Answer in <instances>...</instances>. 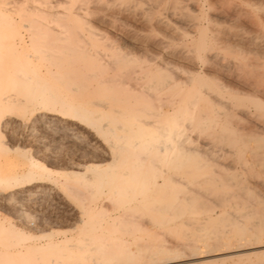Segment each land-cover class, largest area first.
Here are the masks:
<instances>
[{"label": "bare ground", "instance_id": "1", "mask_svg": "<svg viewBox=\"0 0 264 264\" xmlns=\"http://www.w3.org/2000/svg\"><path fill=\"white\" fill-rule=\"evenodd\" d=\"M0 2H3L6 5H10V4L13 5L12 3L15 2V0H0ZM39 2L41 3L42 1ZM19 6L20 5H18V7ZM30 7L31 8L24 9L26 11V16L29 18L28 19L29 44H31V38L34 36L37 39L38 47H51V48L60 49L63 50L65 54L63 56L55 57L51 60H39L37 62H34L32 68L25 72L26 80L24 82V89L27 95V99L24 100V105H28L33 101H38L40 98H44L47 96L55 97L54 106L58 105L60 108H64L65 106H67L68 109L67 114L69 116L76 115L79 119H82L84 121V124L82 125L83 127H87L88 129L94 130L97 134L101 135L107 143L108 141H110L112 146L110 147L108 143V147H106L108 149L107 150L105 149L106 152L105 151L103 152L104 159L102 158L101 161L92 162V163L90 162L87 164L86 163L79 164L76 161L78 164L75 163L76 165L73 166L71 165L72 167L67 164L70 170H67L66 167L65 168L63 167L66 170H62L63 168H61L62 171L60 170L54 171L53 169L51 170L50 168H48L50 166L47 167L46 165H44L43 161H42L43 163L39 162L38 159L32 157L33 155L28 156L26 163L22 164L16 162L12 158V156L9 155V153L11 151H13V153L14 151L17 152L19 151L21 152V155L25 156L26 150H23V146H22V150H20L18 146L12 147L11 149H9L8 147L0 148V181H5V182L9 180L18 181L22 186L25 185L28 186L33 183H41L42 185V183L43 182L45 183V181H47L48 179L53 180L52 173H57L56 175H58V177L54 178V181L60 183L58 185L61 186L63 185L62 187L64 189L66 187L68 188V190L74 193L75 198H78V200L80 201L81 207L83 205L84 208L88 210V223L86 225V228L88 230L85 228V230H87V233H85V235L84 234L80 235V237L77 236V238H79L77 242L69 245H65V243H67L70 238L64 237L60 240L54 239V237L51 238L50 233L52 234V231L49 232L48 234H42V235L40 234L39 236H35L31 234V236L34 238L29 239L27 241H18L13 239L11 240L10 243H6L9 240V236H8L9 229H5L3 225H0V259H7V258L17 259V258H21V254H23V258L38 260L40 261V264H48V262L50 261H55L56 264H75V262L78 259L83 258L82 254L81 256H78L79 251L77 253L78 257H76L75 254L76 250L73 251L72 253L69 252L66 254L64 253L66 250L63 252V254H61L62 252L59 251L61 249L64 250V248L67 247H74L80 249L82 243V237L87 236L98 244L110 245V250L112 253L116 255V258H122L128 261L134 260L135 254L132 253L126 247L125 241L124 243L122 242L123 244H125V248L122 247V251H120L121 249L117 250L119 249V244H117L118 248L116 249L117 246L115 243H114L115 245L113 244L112 242L113 239L110 238L111 239L110 241L112 243L107 241L106 239L107 237L109 238L110 234L106 237L107 235L106 232L104 237V235H102V232H99L101 227H103L102 226L103 224H101V215L100 212L96 210L95 208L96 206L94 207L92 203L101 194H107L108 195L107 199L109 200L111 199V201H113L114 204L117 205L118 208H120V210L128 209L132 211L137 207L148 208L152 204V201L149 198L150 196L148 194L149 191H151L152 188L153 189L155 188L159 192L161 190L160 188L162 186L163 179H165L164 176L161 175L160 179L157 180L156 169L153 167L152 162L154 159H156L159 156L158 149L161 143L166 144L167 138L170 137L173 133V126L170 122V118L168 115L170 108L186 107L189 103H192L193 112L197 114L198 118H202L200 122L207 127L209 125L210 120L212 119V117L210 116V111H212L211 110L212 107H210L212 101L210 100L208 93L209 90L211 89L214 90V88H216L215 87L216 84L214 83L212 76L209 75L207 80L203 82H198L192 85L190 90L178 94L172 92L170 88L165 87V82L160 78L159 75L151 73L150 69L141 68L139 72L133 71L131 72V74L122 72L121 68L123 67V57L128 55L130 52L133 55H136L134 51L124 50L123 46L116 45L114 42L105 41L103 39V36L100 35V33L91 29L90 26L85 24V22L74 16L70 17L69 15L65 16L53 12L51 10L52 6L50 3L45 2L46 9L43 10L42 9L36 10L33 9L32 6ZM4 12L2 7L0 6V36H7L11 33H14L18 31L20 27L18 25L20 20L17 22L18 23L17 24L15 19H13L11 15H9V13H4ZM42 18H44V20H42ZM202 36L205 40L209 39L206 36V33H204ZM200 37L201 36L198 37L197 35V38L195 39L198 40ZM227 38L228 37H224L223 40ZM247 43L246 45L248 46ZM235 50L237 51L239 49L235 47ZM256 51H258V49ZM247 53L250 52L247 51ZM113 68H115L116 71H113ZM233 68H235V63L233 65ZM225 69L226 68H224V72ZM216 73L213 74H215L216 76ZM18 101H19V97L9 96L7 92H5L2 96H0V104H13L14 106H16L18 105ZM162 102H163V113H161ZM24 105H19V106L22 108ZM258 105L261 104L255 102V106ZM40 120L45 122L46 116H42ZM211 122H212L211 124H213V121ZM184 143L186 147L192 148L191 145L188 146L186 144V141ZM258 146L264 148V145H261L259 142H258ZM195 149L197 150L195 153H192L187 156L179 152H168L166 157V163L173 162L174 168H179V169L184 166L192 168V170L194 171V175L200 178V182L196 185L197 189H202L205 192H207L209 189H211L210 185L218 181H216V178L212 179V177L208 175L209 170L213 165V164L211 165V162L208 159L210 156L208 155L209 157H207V153L203 151L202 148L201 150L197 148ZM86 150L88 151V149ZM100 155L101 154H99V156ZM252 158L251 160H254ZM72 162L73 160L71 161V163ZM254 164L255 163H252V165ZM214 177L215 176H213V178ZM165 180L166 181L168 180L169 182L172 183L177 182V180L173 181L171 176ZM234 184L237 183L235 182ZM243 188L244 186L239 188L240 191H237V195L240 197V200L242 199L241 202L247 196V192L244 191ZM170 189H171V185H170ZM175 191H171V192H175ZM171 192L169 193L172 195ZM191 194L192 193H190V196ZM190 196L188 195L187 197L185 196L182 197L185 199V201L186 200L190 201L191 200V199L189 200ZM176 198L177 197H171L165 203L157 204L158 211H161L165 215V213L169 210V208L172 206L174 201L178 200ZM184 202H182L181 204H183ZM178 203L176 202L177 205ZM187 203L189 204V202ZM177 205H175V207ZM179 205L177 206L178 209L174 208V211L177 210V212H180L179 214L182 215V212L185 211L184 209L182 211H179V207L181 206ZM180 208L182 209V207ZM157 209L152 208L151 211ZM170 213L171 212H169V214ZM172 213L168 215L171 216ZM117 215L114 217L110 216L109 218L108 223L109 226H113L112 228H114V225L117 226L116 219L117 220L120 219L117 218L119 217V215L118 216ZM155 220H157L159 224H162L161 222H163L162 218ZM193 220L194 219H192V221ZM212 221L214 223L216 222L212 220L211 217H207V218L198 217L197 223L194 225L198 226L199 223L204 224V223H210ZM164 226H168V225H164ZM210 228L212 229L211 226ZM110 229L111 228H109V230ZM201 229H203L202 225L200 228H198V230ZM186 233H188V231H186ZM186 233L184 232V234ZM188 234L186 235L187 237L185 235L183 236L188 239L189 236ZM45 236H47V238H45L43 242L40 241L38 242V240L37 242H35V239H41V237L43 238ZM103 237L105 238V241H102ZM192 239L190 238L187 241H193L194 239L193 240ZM186 243L189 244L188 242ZM194 244L196 243L194 242ZM182 246L185 249L187 247L185 245ZM189 246H192V243L191 245L190 244L188 245V248ZM144 247H146V245ZM198 247L194 246V248H198ZM148 248H150V246H147L145 250H147ZM162 252L164 253L165 251L161 246H159L153 250L150 256H155L157 254H161ZM136 253L138 254L140 252L136 251ZM218 254L220 255V252ZM61 257H66V260L64 259L61 260L60 259ZM109 258H112V256H109ZM89 259H91V257H89Z\"/></svg>", "mask_w": 264, "mask_h": 264}, {"label": "snow or ice", "instance_id": "2", "mask_svg": "<svg viewBox=\"0 0 264 264\" xmlns=\"http://www.w3.org/2000/svg\"><path fill=\"white\" fill-rule=\"evenodd\" d=\"M89 8H97L98 11L119 19L120 14L135 13L138 18L142 17L143 26L131 35L136 40L135 52L123 57L122 72L131 74L139 72L141 68L150 69L157 74L174 93H183L191 89L192 85L203 82L213 75L208 65L215 56L209 54L213 45L205 40L203 36L193 40L197 33L189 29L187 32L172 30L168 32H157L149 26L152 17L148 14L154 6L149 5L146 0H101L99 5L89 4ZM214 6L216 10L230 12L243 20L248 39L254 46H258V63L249 59L245 52H237L229 49L235 62L232 79L228 80L222 76L225 84L230 85L236 95L247 94L249 97L260 95L264 99V0H211L204 3L200 10L193 8L197 15L210 11ZM10 7V6H9ZM21 7L28 8L25 4ZM67 7V6H66ZM236 27V25H234ZM29 30L28 22L22 21L19 30L7 36H0V96L5 92L9 96H19L18 105L0 104V148L15 146L16 138L25 136L30 140L29 144L22 145L25 150L31 149L34 155L37 151L50 150L57 155V159L64 162L71 160L74 153L83 150L87 146L81 133L84 128L82 119L76 115L69 116L67 106L60 108L54 106L55 97L47 96L24 105L26 80L25 72L32 68L34 62L39 60H51L63 56V50L51 47H38L36 37L28 42L26 33ZM257 48L254 47L253 51ZM113 71H116L113 68ZM223 88L224 85L222 84ZM239 90V91H236ZM19 105H24L22 108ZM193 105L189 103L186 107L170 108L169 118L173 126V133L167 138V143L159 146V156L153 160L156 169L157 180L161 175L165 179L176 177L170 172V166L165 167L168 152H179L184 155L195 153V148H188L185 141L197 137L207 139V127L200 122L193 112ZM260 111L264 113V104ZM163 113V102L161 105ZM42 116H46L43 124H37ZM76 121V123H72ZM33 125H37L33 130ZM27 129V132H25ZM179 137V138H178ZM255 134L248 133L242 129L236 133L233 143L226 147L235 159V164L229 165L244 173L245 182L243 190L247 192L246 198L240 202L237 195V185L228 184L218 188L215 192L209 189L205 192L197 189L196 185L200 178L190 175V180L178 181L183 191L193 193L189 201L188 212L193 217H211L217 222V227L210 230L209 242L217 249H237L250 254L240 261L232 264H264V157L260 160L261 190L256 191L247 185L250 168L255 165L246 164V152L243 143L255 140ZM259 143L264 145V125L261 126ZM111 147V142L108 141ZM58 166V165H57ZM31 193V194H30ZM62 195L65 199L69 196L66 192ZM79 207V205H76ZM81 213L79 227L86 228L88 223V210L79 207ZM62 215V209L55 198H49L44 193H37L35 189L22 186L18 181H0V225L9 229V240L27 241L33 239L31 233L37 231L35 225L49 222L52 227L58 226L55 221ZM142 223L158 226L152 216H145ZM220 225H223L221 228ZM74 231L78 229H73ZM47 232V229H41ZM214 237V239H213ZM186 249L182 245L174 246L173 255L179 257L174 264H195L193 261L185 262L183 256ZM82 259L75 264H140V262L128 261L116 258L111 252L110 245L98 244L87 236L82 237L80 247ZM258 253V256H252ZM199 252L191 255L197 256ZM112 256V258H109ZM91 257V259H89ZM0 264H40L38 260L28 258L0 259ZM48 264H56L50 261ZM168 264V262H166Z\"/></svg>", "mask_w": 264, "mask_h": 264}, {"label": "rangeland", "instance_id": "3", "mask_svg": "<svg viewBox=\"0 0 264 264\" xmlns=\"http://www.w3.org/2000/svg\"><path fill=\"white\" fill-rule=\"evenodd\" d=\"M37 1L38 2L42 1L43 5H42V2L38 3ZM15 2L12 3L13 5H11V4L6 5L5 3L0 2V6L3 9V12L5 11L4 13H9V15H11V17L13 19H15L16 23L20 20L19 24L17 23L19 26L22 23L21 21H27L28 22V19H29L26 16V11L24 10L25 8L21 7L22 5L27 4V5H29L28 8H31L30 6H32L33 9H36V10L42 9L43 10V9H46L45 2H47V3L51 4V6H52L51 10L53 12H56L60 15H65V16L69 15L70 17L74 16V17L82 20L83 22H85V24L90 26L91 29L100 33V35L103 36V39L105 41L114 42L116 45L123 46L124 50H130V51H134V52H135V50L133 48H135V46H136V40L133 39L131 33L138 31L143 26L142 17L138 18L135 13H133V14L117 13V15H119V17H120L119 19H117L116 16H110L106 13H102V12L98 11L97 8H89L87 6L89 4L99 5L101 3V0H95V1L94 0H82V1L81 0H23V1L22 0L21 1L15 0ZM146 2L149 5L154 6V8L152 10H150V12L148 13L152 17L151 21L149 22V26L151 28H153V30H155L157 32H168V31H172V30H180L183 32H187L189 29H191L193 32L197 33L198 37L203 35L204 33H206V36L209 38L207 41H209L213 45L210 53L212 54V52H213L216 55L213 56L214 60L212 59V61L210 62L208 67H209L210 71H213L212 73H216V72L217 73H216V76H215V74L210 75V76H212L214 83L216 84L215 85L216 88H214V90L213 89L209 90L210 94L208 93V96H209V98L213 104L211 103V106H210V107H212L211 108L212 111H210V116L212 117V119L210 120L209 125L207 126L208 127L207 128V139H201V138L197 137L195 139L190 138L191 143L189 141H186V144L188 146L191 145L192 148H197L200 150L202 148L203 151H205L207 153V157L210 156L208 159L211 162V165L212 164L213 165L211 166V169L209 170L208 175L210 177H212V179L216 178V181H218V182L212 183V185H210L211 190L213 189V192H215L216 190H218V188L221 185L223 186L226 184H234L235 182L237 183L236 184L237 186L239 185L238 186L239 188L243 187L245 185V182L243 181L244 173L238 171V168L234 169L232 167H229V165L235 164V159L232 155L229 154V152L225 151V148L231 146V144H232L231 142H233V140L236 136V133L238 131H240L242 129H246L248 131V133L255 134V136L257 137V139L250 140L249 142L243 143V145H242L243 149L246 152V159H245L246 164L252 165V163H255L254 169L250 168V173L252 171H254L255 176L254 177L251 175L249 176V178L247 180V185L251 188H254L256 191H260L261 190V183H262L261 175H260V160H261L262 156L264 157V148L258 146V142H259L258 138L261 135V126L264 125V113H262L260 111L261 105L264 104V99H262L260 95H256L255 97H249V96H247V94L236 95L233 93V90L231 89L230 85L225 84L224 80L221 79L222 76H226L228 78V80H231L233 78L232 73H233V69H234L233 65L235 62L233 60L232 54L228 53L229 49H235V47H236L239 49V50H237V52H246V55L248 57H250L249 59L253 60L254 62H258L259 51H253V48L256 47L258 49V46H254L251 43V41H249V39L246 35V30L244 28L243 20L238 19V16H235V15L231 14L230 12L218 11V10H216V8L214 6H212L210 8V11L203 13L202 15H197L193 6L194 5L196 6V10H200V6L202 4H204L206 2L211 4V0H146ZM18 5H20V6L18 7ZM6 8H8L9 10ZM33 9H31V10H33ZM15 12H17V13H15ZM62 12H64V13H62ZM70 12H71V14H70ZM12 15H14V16H12ZM45 18H47V17H45ZM42 20H44V18H42ZM234 25H236V27H234ZM26 35L28 38V32L26 33ZM215 36L217 37V39ZM219 37H221V38H219ZM224 37H228V38L223 40ZM193 38H194V40H196L195 38H197V36L193 37ZM246 43L250 47H248L246 45ZM132 44H134V45H132ZM251 45H253L254 47ZM237 46H239V47H237ZM251 47H252V50H251ZM247 51L250 53H247ZM253 53L254 54L256 53V54L254 55ZM136 54H138V53H136ZM216 56L218 57V59ZM214 57H216V58H214ZM222 65H224V66H222ZM223 67L226 68L225 72H224ZM221 84L224 85L223 88L221 87ZM236 91H239V90H236ZM12 97H19V96L12 95ZM25 99H27V95H25L24 100ZM248 99H250V100H248ZM255 100H257V101H255ZM255 102H258L261 105L255 106ZM213 108H214V111H213ZM40 121H38L37 124L38 123L42 124L43 121H41V122ZM211 121H213V124H211L212 123ZM72 123H76V121H72ZM36 126L37 125H33V128H34L33 130L36 129ZM81 127H83V126L81 125ZM83 128H84V131L81 133V135L84 136V140H86V142L88 141L86 148L84 147L85 150L88 149V151L86 150L87 151L86 152L84 150V148H83L84 151L78 150L76 153H74L73 158L71 160H67V161L62 162V161L58 160L57 155L55 154L56 155L55 156L54 153H52L50 150H47V151L44 150L43 152L37 151L34 154L35 157L32 154L31 149H28L26 151L25 156L21 155V152H19V151L18 152L14 151V153H13V151H11L9 153V155H11L12 158L16 162L22 163V164L27 162L28 156L33 155L32 156L33 158L38 159V161L41 163L44 162L43 163L44 165H46L47 167L50 166L48 168H50L51 170L53 169L54 171L55 170L56 171L66 170V169H64L65 167L67 168V170H70L68 168L69 166H71V165L73 166V165H76L78 163L79 164H83V163L87 164L90 162L92 163V162L101 161L102 158L104 159V153L103 152L105 151V149L106 150L108 149V148H106V147H108V143L103 139V137L101 135L97 134L94 130L88 129L87 127H83ZM25 132H27V129H25ZM215 132H216V134H215ZM209 133H210V135H209ZM211 134H213V135H211ZM29 143H30L29 139H27L25 136H21V137L16 138V143H15L14 147L18 146L19 149L22 150V145L29 144ZM195 145H197V146H195ZM91 148L93 149V151ZM99 149H101L102 152ZM23 150H25L24 147H23ZM258 150H261V151H258ZM27 152H28V154H27ZM88 152H89V154H88ZM96 152H98V153H96ZM253 152H255L256 154ZM29 153H30V155H29ZM99 154H101V155L99 156ZM97 155H98V158H97ZM81 156L83 157V159ZM92 156H93V158H92ZM252 157H254V158H252ZM251 158L254 160L256 158L257 159L254 161V160H251ZM72 160H73V162L71 163ZM67 164L69 166H67ZM171 165H172V168H171ZM166 166L167 167L170 166V172L172 173L173 176L177 177L176 178L177 182L172 183V182H169L168 180H167L168 181L167 182L165 179H163L162 186L160 188L161 190L159 192L157 189L152 188L151 191H149V193H148L150 196L149 198L152 201V204L148 208L137 207L132 211L128 210V209L120 210V208H118V206L115 205L114 202L111 201V199L110 200L107 199L108 198L107 194H101L92 203V205L94 207L96 206L95 207L96 210L99 211L100 215H101V224H103L102 225L103 227H101L102 230L100 229L99 232H102V235H104V237H105L106 232H107L106 237L110 234L109 238L107 237L106 239L109 242H111L110 241L111 239L115 240V241L112 240V242H113V244L114 243L116 244V246H117V247L115 246L116 249L118 248L117 244H119V249H117V250L121 249L120 251H122V247L125 248V244H126V247L132 253L135 254L134 260H131V261H133V262L137 261V262H140V264H166V262H168V264H174V262L176 260L180 259L179 257H176L173 255L174 246H176V245L187 246L185 254L183 256V260L186 262L193 261V262H195V264H232L233 261H240L242 259L247 258L250 254H248L242 250H237V249H233V248L217 249V248L213 247L211 242H210L211 245L209 244V239L207 237H209V235H210L209 234L210 230H211L210 226L212 228L217 227V226H215V225H217V222L214 223L212 221L210 223H204V224L199 223L198 226L194 225L197 223L198 217H193L188 212V207L190 205L187 202H189V201H187V200L185 201V199L182 197V196L187 197L188 195L190 196V193H192V192L183 191L181 188V184L178 183V180L179 181L189 180V182H191L190 175H192V174L194 175V171L192 170V168H189L187 166L181 167L180 169L174 168L173 162L172 163H166L165 167ZM61 168H63V169L61 170ZM188 169L189 170L191 169V170L189 171ZM56 174L57 173H52V175H53L52 179L53 180H51V179L47 180L50 183L45 181V183L43 182L42 185H41V183H33V184H30L27 186L28 188L30 187L29 189L34 188L37 193H44L49 198H55V200L59 202L61 209H62V215L58 218L57 221L54 222L58 226L52 227V225L49 222L45 221L42 225L36 224L35 227H36V229L37 228L38 229H37V231H35L31 234L35 235V236H39L40 234L41 235L42 234H48L49 232L52 231V234L50 233L51 238L54 237V239H58V240H60L64 237L70 238L71 240L69 239V241L67 243H65V245H69V244L76 243L77 240L79 239V238H77V236L80 237V235H82V234L85 235V233H87L88 229L86 228L87 230H85V228H84L82 230L79 227V219H80L79 217L81 216V213L79 211V207H81L80 201L78 200V198H75V194L72 193L70 190H68V188H66L64 186L66 189V191H65V189L62 187L63 185L62 186L58 185L60 183L54 181V178L58 177V175H56ZM213 176H215V177L213 178ZM220 180H221V182H220ZM53 182L55 183L56 186L54 185ZM170 185H171V189H170ZM205 186H206V183H205ZM238 187H237V191H240ZM174 188L175 189L177 188L176 191H178V192H176ZM167 191H169V192L175 191V192H171L172 193V195H171ZM63 192H66L68 194V196H70V197L68 199H65L64 196L62 195ZM165 195H167L168 197ZM192 195H193V193L191 194L189 200L192 198ZM171 197H177L176 199H178V200L174 201L172 206L165 213V215H166L165 216L161 211H158L157 204H159V203L163 204ZM241 200H240V202H241ZM176 202L177 203L179 202L178 205L180 204L181 206L180 205L179 206L182 207V209L179 207V211H182L183 209L185 211V212H182V215H180L179 214L180 212H177V210L174 211V208L178 209V207H177L178 205L176 204ZM182 202L185 203L186 207L184 206V203L181 204ZM174 204L177 206L175 207ZM76 205H79V207H77ZM154 206H156V207H154ZM82 207H84V206L82 205ZM152 208L157 209V210H154V211L152 210L153 211L152 212L151 211ZM169 212H171V213L175 212V213H172V215L169 216L171 214V213L169 214ZM176 212L179 214V216ZM119 213H121V214H119ZM134 213H135L136 217L134 216ZM117 214L119 215V217H117V218H120V219H118L120 221V223L116 219L117 226L114 225V228H112L113 226H109V223H108L109 218H110V216L114 217ZM145 216H152L155 219L162 218L163 222H161V223L163 225L159 224V222L157 220L156 221H157L158 226H152L149 223H142L141 221L143 220V218ZM102 219H105V220H102ZM106 219H107V221H106ZM171 219H172V221H171ZM192 219H194V220L192 221ZM121 220L123 223L121 222ZM167 222H169V223H167ZM165 223H167V224H165ZM164 225H168V226H164ZM201 225L203 227V229H201L202 231L198 230V228H200ZM207 226H209V227H207ZM190 227H192V228H190ZM220 227L222 228L223 225H221ZM42 228L47 229V232H42L41 231ZM109 228H111V229L109 230ZM172 228L173 229L175 228L176 230L175 229L173 230ZM181 228H183V229H181ZM73 229H78V230L74 231ZM79 229H81V230H79ZM114 229H116V230H114ZM120 230H122V231H120ZM177 230H179V231H177ZM182 230H183V233H182ZM186 231H188L189 234L186 233ZM114 232H115V234H114ZM184 232L186 234H184ZM187 234L189 235L188 239H190V238L194 239L196 237L197 238L194 240L192 239L193 241H187L188 240L186 238ZM190 234H191V236H190ZM198 234H200V235H198ZM183 235H185L186 237H184ZM117 236H119V237H117ZM194 236H196V237H194ZM104 237H103L102 241H105ZM112 237H114V238H112ZM198 237H199V239H198ZM45 238H47V236H45L43 238L41 237V239H35V242H37V240H38V242L39 241L43 242V240ZM72 238H74L76 241ZM179 238H180V240H179ZM116 239H118V240H116ZM120 240H121V242H120ZM124 241H125V244H123ZM185 241L188 242L190 245L192 243V246H189L190 249L188 248L189 244H187ZM194 242L196 244H194ZM145 245H146V247L150 246V248L145 250V248H146V247H144ZM196 245H198L199 247ZM159 246H161L166 253L162 252L161 254H157L155 256H150V254L153 252V250ZM194 246L198 247V248H194ZM73 251H75L76 257L81 256V254H82L80 252L79 248H74V247H67V248H64V250L61 249L59 252H62L61 254H63V252L66 254L69 252L72 253ZM78 251H79V253H78ZM136 251L141 253V254L138 253L140 256L136 253ZM189 252H191V253L199 252L200 254L197 256H193ZM211 252H213V253H211ZM219 252H220V255L218 254ZM221 252H223V253H221ZM212 254H215V255H212ZM251 255L252 256H258L259 254L258 253H252ZM198 256H200V257H198ZM220 257H222V258H220ZM60 259L66 260V257H61Z\"/></svg>", "mask_w": 264, "mask_h": 264}]
</instances>
